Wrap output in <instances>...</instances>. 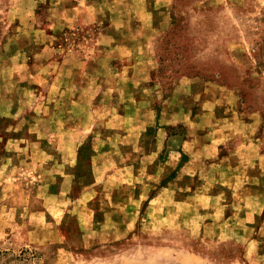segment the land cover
Returning a JSON list of instances; mask_svg holds the SVG:
<instances>
[{"label": "rangeland", "instance_id": "1", "mask_svg": "<svg viewBox=\"0 0 264 264\" xmlns=\"http://www.w3.org/2000/svg\"><path fill=\"white\" fill-rule=\"evenodd\" d=\"M63 57L76 61L64 91ZM107 137L137 139L117 148L159 174L131 192L142 198L123 233L125 211L104 223L109 184L72 204L94 183L89 159L60 178L43 177L35 156L103 153ZM224 156L233 171L219 170ZM7 158L17 163L0 174V264H264V0H0V165ZM203 185L221 209L207 196L184 207Z\"/></svg>", "mask_w": 264, "mask_h": 264}, {"label": "crops", "instance_id": "2", "mask_svg": "<svg viewBox=\"0 0 264 264\" xmlns=\"http://www.w3.org/2000/svg\"><path fill=\"white\" fill-rule=\"evenodd\" d=\"M69 60H65L64 57L57 60L56 62V68L60 69L61 73H57V77H61L60 80L63 82V84L59 85L60 87H62V90H67L68 89V85L71 83L70 81H73V78H71L74 75V79H75V73H74V69H75V65H76V61L71 60V62L69 63ZM67 63V64H66ZM64 65H68V66H64ZM52 67V64L50 62H47L45 64V68L47 67ZM44 69V68H43ZM49 69V68H47ZM89 72V70H88ZM72 74V76H71ZM86 75L90 76L89 73H87ZM68 81L70 83H68ZM67 82V84H66ZM74 86L76 87V84L74 83ZM89 84H79L78 87H76V89L73 87L71 89H73V91L76 94L81 95H87L84 93H90L91 91H86V89L88 90L89 88L92 89L91 87H88ZM72 91V90H71ZM72 95L74 97V93H69L66 92V95ZM37 130L39 132L44 131L40 128H37ZM37 130H34V132L37 133ZM73 130H75V128H73ZM30 131V129H29ZM225 133L222 135L224 136ZM73 139H76V137H74ZM104 138H102L101 140H103ZM107 139H109V137H107ZM119 139V140H118ZM127 138H115L114 141L112 142L111 139H109V141H104L102 142L103 145H105L106 147L104 148V152L103 153H98V154H93V153H88L87 154H83L82 153H77L76 151L72 152L71 154L68 155H64V153H60L59 150H56L57 153H51L48 151H43L41 146L44 144L45 139L43 140V138H41V141L38 140L37 142L35 141H29V142H24L22 141L21 143H25V147L21 148L20 150L23 151V149L27 148V145L29 143H31L34 146H39L41 150L40 151H36L35 156L37 155V157H39L41 159V157H45L46 162L45 165L40 163V168L39 170H41V175L43 177H49L52 174L55 175H59L60 178L63 177H69L71 175H74V171L76 169H79L80 171V167H83L84 161L89 159V163L87 165H89V172L91 171V181L94 183H89V185H82L81 188L79 189L78 192V196L76 198L73 199L72 204H74L75 202H82V201H89V200H97L100 198L101 193H99V191H101V187H103V184H109L107 187L108 189H105L103 187L105 191V193L103 194V198L104 201L107 203V210L106 212H109V216L108 219H106L104 221L105 224H117V222H115L114 220H117V217L115 216V212H118L120 214H123L125 211V218H127L128 216L133 215V206H135V209L139 206L138 202L140 201V199L142 198L141 195L139 196V199H135L134 196L130 195L131 192H135V191H143L144 193V186H143V182H142V178L147 175V177H152V178H157L159 176L158 171H152L151 175L149 174L150 172H148V170H146V168H143V166H141L138 162V160H141L142 162V157L140 158V155L136 154V156L133 155V153H123L121 152L122 147L123 149H127L128 147H125V145H130V144H137V139L136 140H125ZM48 140V138H47ZM95 140L92 139V141ZM105 140V139H104ZM58 141H61L62 143L65 142V138L61 137L58 138ZM81 140H73V142L68 143L67 146L74 147L75 145V149L77 148V146L80 144ZM39 143V144H38ZM117 145H121V148H117ZM125 147V148H124ZM10 149V148H9ZM123 151V150H122ZM39 153V154H38ZM85 153V152H84ZM135 157V158H134ZM139 157V158H138ZM40 159H32L33 162L35 164L38 163V161H40ZM51 161L53 162L52 165H47V162ZM227 161L229 162V156H224V157H219V170H221L222 167H226L227 165V171H233V167L230 166ZM19 162V161H18ZM17 163V160L15 159H10L7 158L6 160H4L1 165H0V174H3L4 176H8V174L10 173L12 166H15V164ZM18 166V165H17ZM88 170V168H85ZM220 172V171H219ZM148 173V174H147ZM122 178H130L131 182L127 183L126 186V190L130 187H128V185L131 186V191H129L128 193L124 192L126 190L124 187H122L124 184H126V181L122 180ZM65 182V181H63ZM61 180V183L59 184L58 190L59 193L58 195H50L48 198H50L51 200L53 199L55 202L56 200L60 197L59 195L66 193V191H64L62 184H64ZM120 183V186L118 185ZM50 184L46 185V191L48 192V190L50 189ZM100 187V188H99ZM106 187V186H105ZM52 189V188H51ZM121 189V190H120ZM210 189V190H209ZM231 189V188H230ZM122 191L124 192L123 194H119L116 195L114 192L116 191V193L118 191ZM149 190V189H148ZM186 189H184L183 192H185ZM232 195L231 198L228 199L226 206L228 204V202L231 201V207H233L234 202H236V200L238 199V196L235 193V188L232 187ZM163 192L167 191V192H171L174 193L173 190H166L163 189ZM220 191H223V188H221ZM196 194L195 196H190V195H185L184 199V204L186 207L189 204L192 203H197V201L199 200V198L203 197V198H208V201L211 202V205L213 204L216 207H219V209H221L222 205H223V200L221 199V196H219V200L216 199V197L213 195V193L215 192L214 190L212 191L211 187L208 188V186L203 185L202 190L201 191H194ZM126 193V194H125ZM118 196V197H117ZM98 197V198H97ZM236 200H235V199ZM204 202V201H203ZM140 203V202H139ZM133 205V206H132ZM198 205V204H197ZM189 207V206H188ZM186 207V208H188ZM234 208V207H233ZM129 210L132 212L130 213ZM221 210H219V216L222 215V213L220 212ZM193 213L190 214V212H186L184 213V215L186 216H192ZM239 210L235 213H231V215H229L228 217H221L223 224H226L228 226L233 224L232 219H238L239 220ZM249 215V212H246L243 214V217H247ZM120 219H119V225H120V233H123L124 230L128 226L130 225V223H135L136 219L134 216V219L130 222L127 223V221H124V219H122V215H120ZM87 218L89 221H92V216L90 215V213L87 215ZM128 219V218H127ZM238 220L235 223H238ZM220 222L219 219L216 220V223ZM221 223V222H220ZM122 225H125V227H122ZM217 228H219V223H217ZM128 229V227H127ZM225 232V230H223ZM230 229L227 228L226 229V234H229ZM197 234V233H196ZM220 234H225L222 232H216L214 236H212V239H216L218 238V236H220Z\"/></svg>", "mask_w": 264, "mask_h": 264}]
</instances>
